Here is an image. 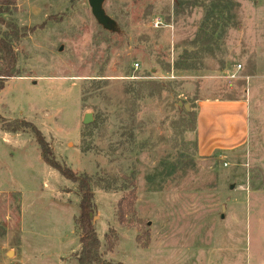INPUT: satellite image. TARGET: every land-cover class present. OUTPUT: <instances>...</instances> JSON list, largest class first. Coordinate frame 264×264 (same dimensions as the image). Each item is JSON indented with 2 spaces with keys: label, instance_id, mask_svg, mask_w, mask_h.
<instances>
[{
  "label": "rangeland",
  "instance_id": "374dc122",
  "mask_svg": "<svg viewBox=\"0 0 264 264\" xmlns=\"http://www.w3.org/2000/svg\"><path fill=\"white\" fill-rule=\"evenodd\" d=\"M1 8L23 35L0 91V264L81 250L77 187L28 124L89 177L105 263L264 264V0H108L116 32L87 0Z\"/></svg>",
  "mask_w": 264,
  "mask_h": 264
},
{
  "label": "trees",
  "instance_id": "16d2710c",
  "mask_svg": "<svg viewBox=\"0 0 264 264\" xmlns=\"http://www.w3.org/2000/svg\"><path fill=\"white\" fill-rule=\"evenodd\" d=\"M10 2L14 3V0H2L0 5V29H3L0 31V61L2 63L0 67V91L5 81L13 77L16 73L17 56L14 50V43L23 35L13 23L5 20L1 16L4 13L1 7L10 5ZM28 127L40 147L41 159L45 165L58 172L65 180L75 184L80 195V215L76 224L81 234V250L77 254V264H111L105 263L102 260L100 242L95 233L92 218L90 217L93 209V193L89 177L86 175H77L64 164L59 163L54 158L41 132L31 124H28ZM11 132L15 133L17 129H12Z\"/></svg>",
  "mask_w": 264,
  "mask_h": 264
},
{
  "label": "water",
  "instance_id": "95a60500",
  "mask_svg": "<svg viewBox=\"0 0 264 264\" xmlns=\"http://www.w3.org/2000/svg\"><path fill=\"white\" fill-rule=\"evenodd\" d=\"M106 1L108 0H87L91 10V14L97 24H99L106 31L116 32L118 29L117 23L105 13V10L103 8V5ZM91 122V116L86 114L83 118V124L87 125ZM90 217H92V214H90ZM10 254L12 253L9 252L7 256H9Z\"/></svg>",
  "mask_w": 264,
  "mask_h": 264
},
{
  "label": "built area",
  "instance_id": "2783aa9c",
  "mask_svg": "<svg viewBox=\"0 0 264 264\" xmlns=\"http://www.w3.org/2000/svg\"><path fill=\"white\" fill-rule=\"evenodd\" d=\"M156 25H157V24H156ZM156 25H155V26H156ZM237 67H238V69H240V66H237Z\"/></svg>",
  "mask_w": 264,
  "mask_h": 264
}]
</instances>
